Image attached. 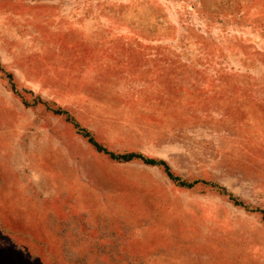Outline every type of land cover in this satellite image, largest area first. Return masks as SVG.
Masks as SVG:
<instances>
[{
  "label": "rangeland",
  "instance_id": "374dc122",
  "mask_svg": "<svg viewBox=\"0 0 264 264\" xmlns=\"http://www.w3.org/2000/svg\"><path fill=\"white\" fill-rule=\"evenodd\" d=\"M0 264H264V0H0Z\"/></svg>",
  "mask_w": 264,
  "mask_h": 264
},
{
  "label": "trees",
  "instance_id": "16d2710c",
  "mask_svg": "<svg viewBox=\"0 0 264 264\" xmlns=\"http://www.w3.org/2000/svg\"><path fill=\"white\" fill-rule=\"evenodd\" d=\"M37 1V0H34ZM9 77H12V75H9ZM12 92L18 96H20V93L18 92L17 88L14 84L11 86ZM24 101V104L26 106H29L27 102ZM38 102H42L43 105L47 107L49 111H52L55 115L58 116H66V120L71 123L74 128L76 129L77 133L81 135L83 138H85L89 144H91L99 153H102L106 156H108L112 161L120 164H129L133 162H140L144 165L151 166V167H158L161 168L164 173L167 175V177L178 187L186 188V189H193L200 183H205L207 185H210L211 187L217 189L220 194L222 193L224 196L228 195V191H226L223 187H221L219 184L212 182V181H206V180H194L192 182H188L178 176H176L173 171L171 170V167L169 164L163 160V159H154L149 158L145 156L142 153H136V152H129V153H115L109 151L105 146L100 144L93 136V134L88 131L85 127H83L73 116H71L67 111L63 110L62 108H53L50 103L43 102L42 100H37ZM230 199L234 201L236 206L245 207L248 211H251L250 208L245 206L244 203L240 202L232 194L229 195Z\"/></svg>",
  "mask_w": 264,
  "mask_h": 264
}]
</instances>
